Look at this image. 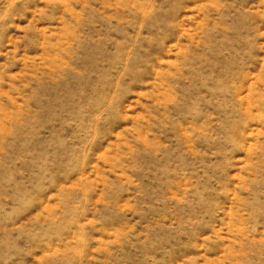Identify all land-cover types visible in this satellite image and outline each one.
Instances as JSON below:
<instances>
[{"label":"rangeland","instance_id":"obj_1","mask_svg":"<svg viewBox=\"0 0 264 264\" xmlns=\"http://www.w3.org/2000/svg\"><path fill=\"white\" fill-rule=\"evenodd\" d=\"M0 264H264V0H0Z\"/></svg>","mask_w":264,"mask_h":264}]
</instances>
